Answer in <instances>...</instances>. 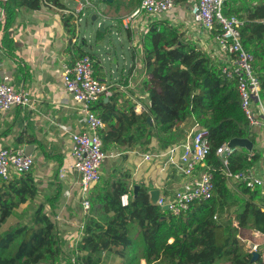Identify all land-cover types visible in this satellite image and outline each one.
<instances>
[{"label":"trees","instance_id":"obj_1","mask_svg":"<svg viewBox=\"0 0 264 264\" xmlns=\"http://www.w3.org/2000/svg\"><path fill=\"white\" fill-rule=\"evenodd\" d=\"M47 3L64 6L60 0H7L8 22L20 7L37 10ZM224 12L245 19L242 42L254 54L260 99L264 102V0H226ZM72 17L69 14L64 18L68 32L74 35ZM185 34L180 25L155 20L143 37L149 112L137 114L133 103L114 95L109 101L99 100L96 111L106 123L102 131L106 151L131 150L136 145L146 150L153 137L158 138L161 149L168 148L186 139L181 124L189 118L208 128L212 152L207 162L214 166L213 195L193 202L185 214L175 216L151 203L146 185L130 191L122 182L112 188L97 184L91 199L99 215L91 214L92 204L78 246L80 264H106L108 254L107 264H115L117 257L126 260L124 264H140V259L142 264H264L261 253L252 261V252L244 249L245 242L238 235L240 228L245 237H251L254 231L264 234L262 187L252 189L238 181L235 187L230 186L226 167L215 154L217 147L234 137H247L256 143V134L242 109L237 80L227 78L220 62ZM148 116L154 122L149 123ZM255 151L238 148L229 157L228 168L233 173L251 168L260 157L259 153L252 154ZM39 185L31 171L9 180L0 177V264H62L65 237L44 203L34 207L30 223L3 230L22 204L37 197ZM123 194L129 196L127 205L122 204ZM232 209H236L239 226L234 225L232 214L227 219L220 214ZM137 242L141 245L139 256Z\"/></svg>","mask_w":264,"mask_h":264},{"label":"crops","instance_id":"obj_2","mask_svg":"<svg viewBox=\"0 0 264 264\" xmlns=\"http://www.w3.org/2000/svg\"><path fill=\"white\" fill-rule=\"evenodd\" d=\"M60 1L64 5L63 7L48 3L37 10L20 7L16 10V15L9 19V22L8 13H6L5 19L0 23V79L4 74L10 75L12 85L18 90H24L30 98V104L26 107L16 106L8 111L0 110V147H25L35 159L31 174L40 184L39 194L36 197L38 200L35 201V198L33 201L22 204L17 212L24 206H26L24 209L26 210L34 203H44L47 212L56 221L59 232L67 238L70 233H78L85 218L82 206L79 211L76 210V207L78 209L81 205L80 177L73 169L75 160L71 152V133L83 131L86 127L82 120L83 112L80 105L75 101L72 93L66 89L63 82L65 65L74 62L84 54H89L94 61L95 76L113 87L111 95L103 97L105 101H109V97L112 95L120 101H129L134 104L133 108L137 114L149 112L150 95L144 86L148 73L144 59L142 34L135 30L137 27H134L132 31L123 27V19L133 12L140 3L122 0V6L117 10L119 14L118 26L120 27L118 32L122 44L123 29L127 32L130 64L128 67L124 65L122 71L114 75L113 70H109V67L106 66L105 58L99 48L100 43L106 41L105 26L102 24L101 29L104 35L99 30L95 36L96 45L88 46L85 35L82 36L81 33V21L76 34V25L72 17L75 26L74 35H71L65 26L64 17L72 15V11L78 5V0H75L76 6L74 7L67 5L65 0ZM197 1L178 0L171 12L155 20H165L173 25H180L182 30L186 31L185 36L189 40L196 43L216 62L224 63L228 56L220 50L213 32L200 26L194 20V8ZM6 2L7 0H0V5L7 12ZM94 3L96 12L93 10V21L98 19V16H102L97 11L104 14L99 5L95 1ZM139 23L140 21L137 24ZM109 46L108 48L111 50L109 61L112 64V56L116 52V48L113 45ZM123 54L125 59L126 53L123 52ZM114 62L117 63L116 57ZM130 80L132 85H129ZM106 98L108 99L106 100ZM120 101L118 100L119 104L122 103ZM98 102L95 101L93 104L95 111ZM99 113L100 111H98ZM197 125L193 118H189L181 124L187 140L192 138ZM104 128H106V123ZM252 132L256 134L257 141L254 143L256 151L252 154L259 153L260 157L251 168L256 175L262 176L264 175V126H254ZM19 138L22 141H19ZM28 138L31 141L28 142ZM186 139L179 142L186 141ZM166 149H161L158 138L153 137L146 150L136 145V148L131 150L116 148L107 151L113 155L107 157L103 163L102 177L105 170H108L112 165L109 175L113 174L114 170L122 169L127 175L126 186L129 189L131 185L135 188L136 185L143 184L149 188L150 199V191L153 190L160 196L171 198L175 189L188 178L184 177L173 165L162 171V165L159 162L145 160L143 157L144 152H160ZM206 165H208L207 161ZM205 168L204 163L198 165L194 175H198ZM62 169L67 172L68 177L61 180L59 174ZM102 180L99 183H102ZM108 180L113 183L110 179ZM97 184L92 187L89 193L93 204L91 214L95 217L96 202H92L91 197L96 193ZM229 185L231 186L230 183ZM235 220H237L236 216L233 222ZM242 231L243 229L240 228V237ZM241 239L247 246V241L258 243L260 245L259 254L261 253L264 260L263 233L254 231L251 237L242 236ZM68 241L66 239L65 243L68 245L65 244L64 247L65 257L62 259V264L65 261L68 262L76 247L73 241ZM106 258L110 260L109 255L105 257V261ZM68 264L70 263L68 262Z\"/></svg>","mask_w":264,"mask_h":264},{"label":"built area","instance_id":"obj_3","mask_svg":"<svg viewBox=\"0 0 264 264\" xmlns=\"http://www.w3.org/2000/svg\"><path fill=\"white\" fill-rule=\"evenodd\" d=\"M225 1L198 0L194 8V20L208 31L216 33L214 38L217 45L228 56L226 62L220 63L223 73L227 78L237 80L241 106L250 127L264 126V102L260 99L261 84L254 68L255 57L242 42L241 28L245 19L235 14H225ZM177 2L178 0H141L138 7L123 19V27L129 31L137 27L135 30L142 34L143 44V37L149 31L151 23L156 18L171 12ZM89 9L96 12V5L93 0H78L76 9L72 11L76 34L79 22L83 20ZM97 12L101 15L100 11ZM6 13L5 8L0 5V23L5 19ZM139 21L140 23L137 24ZM261 22L264 23V18ZM63 82L66 89L72 93L75 101L80 105L83 112L82 120L86 127L83 131L71 133V152L75 160L73 169L80 177L81 206L86 218L91 213L92 208L89 197L90 190L102 180L103 163L107 157L113 155L104 148L101 130L105 127V121L93 109V104L104 96H110L113 87L95 76L94 61L89 54H84L74 62L65 65ZM129 85H132L131 80ZM29 104L28 93L16 89L11 83V76L4 74L0 79V110L8 111L16 106L26 107ZM237 149V147L230 146L229 141H226L217 147L215 154L226 167L225 175L228 177L231 186H234L235 182L238 181L245 183L252 189L256 186L262 187L264 209V175H256L252 168L237 173H233L228 168L229 157ZM211 152L209 130L199 125L189 140L175 143L164 151L144 152V159L159 162L162 165V171L173 165L184 177L188 178L175 189L173 197L160 196L156 205L162 208L168 205V209L165 211L180 216L189 210L193 202L211 198L215 189L214 166L209 163L206 165ZM34 163V156L25 147H0V177L4 180L11 179L13 175L30 172ZM203 163L206 168L198 175H194L197 166ZM67 177V172L62 169L59 178L62 180ZM128 202V194H123L122 204L127 205ZM217 217L216 214L215 218ZM85 218L78 233H70L71 235L69 234L64 239V242L66 239L73 241L76 246L74 253L70 255L71 264L79 263L77 261V255L80 252L78 246L82 243L85 235ZM233 223L239 226L238 219ZM247 242L251 252H259L260 245L258 243Z\"/></svg>","mask_w":264,"mask_h":264},{"label":"rangeland","instance_id":"obj_4","mask_svg":"<svg viewBox=\"0 0 264 264\" xmlns=\"http://www.w3.org/2000/svg\"><path fill=\"white\" fill-rule=\"evenodd\" d=\"M100 7V9L104 12V14H101L102 16H98L99 18L96 19L95 21L92 20V14L93 9H89L88 10V14L86 16L83 17V20L81 21V33L82 36L85 35V38L88 42V46H94V44L96 45L95 40V36L97 35V32L100 30L101 31V25L103 24L105 26V33H106V41L100 43L99 48H100V52L103 55V57L105 58V63L106 66L109 67V70H113L114 75L118 74L119 72L122 71V68L124 65H126L128 67V65L130 64V51H129V41L127 40V35H126V31L123 29V34L121 35V38L123 40V44L120 40V34L118 32V28H120L118 26L119 24V14H118V8H121L123 1L122 0H116L115 3H105L101 0H94ZM132 2H136L138 3V0H131L130 3ZM65 3L69 6H76L75 5V0H65ZM94 36V39H93ZM109 45H113L116 48V52H114L113 54V62L112 64H110L109 61V54H111V50H109L108 47H110ZM87 46V48H88ZM97 50V49H96ZM123 52L126 53V57L124 59L123 57ZM117 58V63L114 62V58ZM112 165H110L109 169L111 170ZM105 170V172L103 173V177H102V183L101 184H105L107 185L109 188H112V185L122 182V183H127L126 182V177L127 175H125V172L121 169V170H114V173L109 175V171L110 170ZM112 177H114L112 179ZM228 178V177H227ZM113 181L112 182H109ZM229 181V179H228ZM133 185H131L130 191L133 190ZM38 198L35 199V201H37ZM35 205V206H34ZM39 205V203H34L32 204V206L26 210H24L26 208V206H24V208L22 210H20L18 212L17 215L12 216L10 218V220H8V222L3 226V230H7L8 228H10L11 226H17L19 224H23V223H30L31 222V213L34 210V207H37ZM77 206V205H76ZM98 208V206H97ZM81 209V205L78 207H76V210H80ZM75 213V212H74ZM95 213L96 215H99L98 209H95ZM78 214V212H77ZM223 219H227L231 214H232V218L234 219V217L236 216V209H232L231 212L229 211H224V213H220ZM134 235L137 241H139V238L137 237L136 231H134ZM239 235V233H238ZM245 237L244 234L242 233L241 237ZM240 237V236H239ZM240 237V238H241ZM242 241V240H241ZM242 243H244L242 241ZM66 245H68L66 243ZM137 246V256H139L141 254V245L140 243H136ZM244 249H249L248 246L246 245V243L243 244ZM65 247V245H64ZM109 255V254H108ZM110 256V255H109ZM129 257V256H128ZM69 260V259H68ZM106 262L109 263L110 260L109 258H106ZM126 263V260H124L121 257H117L115 260V264H124ZM140 264H142V259H140ZM64 264H68L67 261L64 262ZM71 264V263H70ZM80 264V263H78ZM133 264V263H132ZM146 264H148L146 262Z\"/></svg>","mask_w":264,"mask_h":264},{"label":"water","instance_id":"obj_5","mask_svg":"<svg viewBox=\"0 0 264 264\" xmlns=\"http://www.w3.org/2000/svg\"><path fill=\"white\" fill-rule=\"evenodd\" d=\"M101 1H103V2H105V3H109V4H111V3H113L115 0H101ZM102 27H103V25H101V29H102ZM108 98H106V100H107ZM152 116H148L147 117V120H148V122L149 123H151L152 122ZM229 144H230V146H232V147H237V148H245V149H247V150H249V151H253V149H254V142L250 139V138H247V137H245V138H241V137H234V138H232L230 141H229ZM138 185H136L135 186V190H137L138 189ZM156 191H150V194H151V199H150V201H151V203H153V204H157V201H158V199L160 198V195H159V193H155ZM163 209L164 210H167L168 209V205H165V206H163ZM258 257H259V252H252V261H255L256 259H258Z\"/></svg>","mask_w":264,"mask_h":264}]
</instances>
